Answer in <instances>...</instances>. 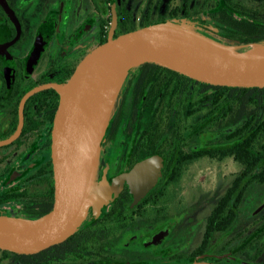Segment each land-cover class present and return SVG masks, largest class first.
<instances>
[{"label": "flooded vegetation", "instance_id": "flooded-vegetation-1", "mask_svg": "<svg viewBox=\"0 0 264 264\" xmlns=\"http://www.w3.org/2000/svg\"><path fill=\"white\" fill-rule=\"evenodd\" d=\"M236 3L264 0H0V196L23 199L35 212L55 200L47 193L55 185L52 130L60 94L53 87L31 91L67 81L110 38L204 12L208 20L201 21L214 26L212 14ZM197 82L149 63L131 70L102 142L99 177L112 183L111 175L158 159L156 183L134 205L121 184L69 246L40 251L37 264H264V193L250 196L264 183L255 182L252 169L244 175L236 161L242 129L236 94L229 105L228 96L215 104L218 90ZM252 118L251 111L246 120ZM247 130L252 140L253 128ZM207 160L215 166L230 160L238 171L225 176L228 185L210 198L216 201L201 220L190 222L188 195L200 192L190 183ZM7 261L31 264L29 257Z\"/></svg>", "mask_w": 264, "mask_h": 264}, {"label": "water", "instance_id": "water-1", "mask_svg": "<svg viewBox=\"0 0 264 264\" xmlns=\"http://www.w3.org/2000/svg\"><path fill=\"white\" fill-rule=\"evenodd\" d=\"M145 63L212 86L264 88V41L226 44L166 20L93 48L67 81L29 93L53 87L60 94L52 130L55 200L47 213L35 218L0 211L1 250L29 255L60 244L101 214L124 182L133 205L156 183L158 159L134 166L112 183L106 174L99 177L101 142L118 96L131 70Z\"/></svg>", "mask_w": 264, "mask_h": 264}, {"label": "trees", "instance_id": "trees-1", "mask_svg": "<svg viewBox=\"0 0 264 264\" xmlns=\"http://www.w3.org/2000/svg\"><path fill=\"white\" fill-rule=\"evenodd\" d=\"M263 16L264 5L248 6L241 3H236L234 7H223L219 13L217 12L212 14V18L217 21L214 23V26L217 29L216 32L220 36V40H223L227 43H251L264 41ZM149 64L159 66L162 68V70L173 73L180 79H188L192 82L198 83L196 80L181 75L171 69L154 63ZM201 84L206 87L209 86V84ZM212 87L218 90V92L214 94L215 104L223 101L225 96H228L226 103L229 105L230 95L236 94L237 119L238 123L240 122L238 127L240 129L242 128L238 132L239 137L236 147V161L244 169V175L249 173V169H252L250 172H252L256 178L255 182L257 181L260 184L264 183V88H239L227 86ZM251 111L253 112L252 123H250L249 120H246L249 116V112ZM248 127L253 128L252 140L247 138ZM249 147L251 148L250 151L248 149ZM250 161L251 164L247 167L246 163ZM240 184L239 178H237L233 186L239 188ZM232 188H229V192L232 190ZM47 194L51 195L52 198H55V185L50 188V192ZM224 198L223 201L226 199ZM24 201L25 200L23 199L0 196V207H4L7 204L12 203L18 208V211L15 213L17 216L35 218L47 213L53 206L46 207L45 210L40 212H35L33 209L26 210L25 207L30 206L26 205V202ZM221 205L222 204H218V206ZM72 238L73 235L70 236L66 241L49 248H55L61 245L69 246ZM39 253L40 252L24 255L0 249V264L8 262L7 260L9 258L14 259V261L21 262L26 257L31 259V264H37L36 261ZM8 264L12 263L9 262Z\"/></svg>", "mask_w": 264, "mask_h": 264}, {"label": "rangeland", "instance_id": "rangeland-1", "mask_svg": "<svg viewBox=\"0 0 264 264\" xmlns=\"http://www.w3.org/2000/svg\"><path fill=\"white\" fill-rule=\"evenodd\" d=\"M247 3H259L261 2V0H243ZM200 19H187V18H179V19H175L173 21L177 22V23H181L184 25L189 26L191 29H193L194 31L201 33L209 38L215 39L217 41L226 43V44H234V45H238L240 43H227L223 40H220V36L217 34L216 32V27L213 26V24L207 22L204 23L201 21V18L204 19L205 21L208 20V15L204 12L202 14H200ZM264 19V16L262 17ZM125 86V85H124ZM124 87L121 89V92L118 96V100H117V106L115 109V112L119 106V102L121 99V95L123 92ZM114 112V114H115ZM113 114V116H114ZM112 116V118H113ZM111 118V120H112ZM111 120L109 122V125L111 123ZM109 125L107 126V129L109 127ZM106 129V132H107ZM106 135V133H105ZM102 139V142L104 140V137ZM101 142V143H102ZM103 152H104V148L102 145V151L100 154V164L102 162V158H103ZM238 171V167L230 160H227L225 162H222L221 164H216V166L214 164H210V162L207 160L205 162L204 165V171H200L198 172L197 176L198 179L196 180V182H191L190 186L191 188H198L199 187V194L197 195V193H195V190L193 189L191 191V193L188 195V202H189V207H192L193 211L191 212V217H190V222H199L201 220L202 214H204L207 209L213 205L216 201V199L214 200L213 203H208L212 198V196L216 195V197L218 196V194H220L221 192L224 191V188L228 185L227 184V179H226V175H229L231 172L235 173ZM116 176L111 175V181L112 179H114ZM202 180V181H201ZM220 185L222 187H220ZM220 187V188H219ZM221 189V190H219ZM216 191V192H215ZM264 193V186L263 187H255L251 193L250 196L252 197L253 194H257L259 197L263 196ZM210 195V196H208ZM211 198V199H210ZM0 211H4L6 214L8 215H13V216H17L15 213L18 211L17 206L13 205L12 203L7 204L4 207H0ZM14 213V214H11ZM4 264H6L4 262Z\"/></svg>", "mask_w": 264, "mask_h": 264}, {"label": "bare ground", "instance_id": "bare-ground-1", "mask_svg": "<svg viewBox=\"0 0 264 264\" xmlns=\"http://www.w3.org/2000/svg\"><path fill=\"white\" fill-rule=\"evenodd\" d=\"M256 47H257L256 45L251 46V48H256ZM249 49L250 48H244L243 50L247 51ZM111 112H112V110L110 109L109 112H108V114H107L108 117L110 116Z\"/></svg>", "mask_w": 264, "mask_h": 264}]
</instances>
